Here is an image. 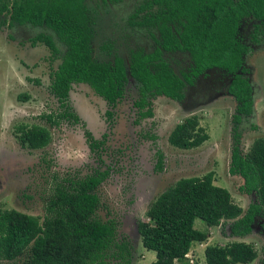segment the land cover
I'll list each match as a JSON object with an SVG mask.
<instances>
[{"label": "trees", "instance_id": "obj_1", "mask_svg": "<svg viewBox=\"0 0 264 264\" xmlns=\"http://www.w3.org/2000/svg\"><path fill=\"white\" fill-rule=\"evenodd\" d=\"M2 16L8 18L10 27H45L65 47L51 83L52 95L63 111L43 116L51 127L65 118L79 120L67 105L74 84H86L113 109L124 98L129 78L133 79L140 93L133 105L138 119L143 120L153 117L149 96L182 101L185 85H192L211 69L231 77L227 92L237 103L233 124L237 126L252 113V87L242 76L249 49L239 40L238 32L246 19L264 22V0H145L130 16L129 24L155 29L158 36H151L156 47L151 53L131 50L128 63L119 56L109 63L93 59L91 18L84 0H20L11 4L0 0ZM38 43L53 57L59 55L49 35L38 34L31 40L32 47ZM164 52L188 54L192 63L189 73L177 76L164 61ZM105 114L109 119L113 116L111 110ZM208 138L193 115L174 127L168 142L177 149L192 150ZM16 139L21 147L40 150L49 145L51 135L45 127L21 124L16 128ZM85 139L100 160L104 141H97L87 130ZM157 166L161 168L160 157ZM228 171L243 180L240 193L254 194L257 202L243 211L228 190L214 185L212 173L180 179L151 202L146 212L150 223L139 229L142 246L156 254V260L149 264L182 261L193 243L206 241L207 234L194 228L197 219L208 227L230 222L225 234L231 237L251 234L257 217L264 215V140H255L245 155L235 143ZM108 175V170H96L83 178L56 180L42 223L16 210L0 209V259L25 257L22 264H108L109 260L114 264H144L133 263L128 242L117 240V222L103 221L98 215L101 202L97 190ZM256 258L254 247L244 242L205 248L206 264H250Z\"/></svg>", "mask_w": 264, "mask_h": 264}, {"label": "rangeland", "instance_id": "obj_2", "mask_svg": "<svg viewBox=\"0 0 264 264\" xmlns=\"http://www.w3.org/2000/svg\"><path fill=\"white\" fill-rule=\"evenodd\" d=\"M6 1L11 4L20 0ZM84 1L91 18L95 61L109 63L119 56L128 63L131 50L153 52L156 44L151 35L158 36L156 30L129 24L130 16L145 0ZM38 34L52 37L59 49L57 57L41 43L31 46ZM238 38L249 49L243 59L246 73L242 76L252 87L253 105L251 115L237 126L232 121L237 103L227 93L231 77L213 69L197 78L194 86H185L183 101L149 96L153 117L143 120L138 119L133 105L140 97L139 85L133 79L129 78L124 98L113 109L86 84H74L67 105L79 120L65 118L51 127L43 116L63 111L52 95L51 83L65 47L45 27H10L8 18L0 17V209L16 210L42 223L56 180L83 178L96 170H108L107 179L97 190L101 202L98 215L103 221L117 222V240L128 242L133 263L144 264L156 260L155 252L147 251L139 236L140 227L150 223L146 216L148 207L180 179L212 173L214 185L228 190L234 203L246 211L257 198L240 193L243 180L231 176L228 170L235 143L245 155L255 140H264V22L244 20ZM163 59L180 78L192 67L186 53H163ZM108 110L113 113L110 119L105 114ZM193 115L208 140L192 150L171 146V131ZM21 124L47 128L51 135L49 145L40 150L21 147L16 139V128ZM86 130L97 141H104L100 160L89 150ZM229 226L230 222L222 227H208L195 220L194 228L206 233L207 240L193 243L184 260H168L167 264H206V247H224L232 242L252 245L257 258L250 264H264V215L257 217L251 234L243 238L226 235ZM23 261L25 257L16 261L0 259V264Z\"/></svg>", "mask_w": 264, "mask_h": 264}, {"label": "flooded vegetation", "instance_id": "obj_3", "mask_svg": "<svg viewBox=\"0 0 264 264\" xmlns=\"http://www.w3.org/2000/svg\"><path fill=\"white\" fill-rule=\"evenodd\" d=\"M245 46L247 47V45H245ZM247 48H248V47H247ZM164 53H165V52H164ZM180 53H181V52H180ZM211 70H213V69H211ZM207 71H210V70H207ZM207 71H206V72H207ZM206 72H205V73H206ZM205 73H204V74H205ZM204 74H203V75H204ZM203 75H200V76H203ZM242 75H243V74H242ZM200 76H199V77H200ZM199 77H197V78H199ZM197 78H196V79H197ZM196 79H194V82H195ZM194 82H193L192 85H185V86H194ZM230 82H231V81H230ZM229 84H230V83H229ZM228 86H229V85H228ZM184 88H185V87H184ZM227 89H228V88H227ZM183 90H184V89H183ZM227 93H228V92H227ZM183 95H184V92H183ZM183 100H184V99H183ZM183 100H182V101H183Z\"/></svg>", "mask_w": 264, "mask_h": 264}]
</instances>
